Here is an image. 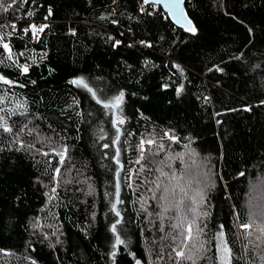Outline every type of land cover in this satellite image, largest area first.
Instances as JSON below:
<instances>
[{
    "label": "trees",
    "instance_id": "16d2710c",
    "mask_svg": "<svg viewBox=\"0 0 264 264\" xmlns=\"http://www.w3.org/2000/svg\"><path fill=\"white\" fill-rule=\"evenodd\" d=\"M0 2V264H264V0Z\"/></svg>",
    "mask_w": 264,
    "mask_h": 264
},
{
    "label": "snow or ice",
    "instance_id": "6c2138e0",
    "mask_svg": "<svg viewBox=\"0 0 264 264\" xmlns=\"http://www.w3.org/2000/svg\"><path fill=\"white\" fill-rule=\"evenodd\" d=\"M23 2L27 3V0H23ZM143 2L145 4H147L149 2V0H143ZM154 2L155 3H159V0H154ZM10 7H12L11 4H8L7 6H5L4 3L0 2V8H3V10L5 12H7ZM174 7H178V5H174ZM177 22L179 23L180 21L178 20ZM182 26H184V25H182ZM11 27L15 28L16 25L12 24ZM43 27H46V26H41L39 28V31H43ZM186 30H190L193 34H195V28L191 27V22L190 21L187 22V29ZM27 31H28V29H25V32H27ZM31 31H32L33 35L35 36L37 31H38L37 30V26L36 25H32L31 26ZM117 43H119V42H117ZM3 47H4L5 50H8L10 52V49H9V46H8L7 43H4ZM21 55H22V53H21ZM11 58H12L11 55H9V59H11ZM13 62L15 63V61H13ZM20 67H21V70L23 72L26 73L28 71V68H27L26 65H22ZM0 80H3V82L5 84L11 83V81L6 80L3 77H0ZM72 83L84 85V81L83 80L72 81ZM84 86L87 87V85H84ZM122 100H123V93H121L118 97H116L113 102L105 104L104 106L106 108L118 107L119 104L122 102ZM97 102L99 103L100 101H97ZM18 107H19V105H18ZM2 120H3V118L0 117V121H2ZM117 122L118 123H123V121L120 120L119 117H117ZM0 128H2L4 132H8V133L12 132V129L7 125L6 121H3L2 123H0ZM117 131H119V129H117ZM149 143H152V142L149 141ZM104 147H108V145H104ZM64 151L66 152V149H64ZM58 154L60 155L61 163H62L63 160H64L63 152L58 153ZM160 163L163 164L164 162L161 161ZM193 163H195V162H193ZM56 172L59 173V169H56ZM161 175H167V174L164 173L163 170H161ZM242 175H243V173H242ZM182 179H183L182 176L181 177H177L175 175V173H173L171 175V177H170V180L176 182L174 187L170 188L168 186H164L163 188H161V185L157 184V190H159L161 192V195L159 196V201L162 203V210L164 212H167V211L170 210V207H171L170 197L175 198L177 190L179 191V193L182 194L181 197L176 201V203L174 205L178 212H183V215L181 216V223L178 224L177 227H183L186 224V229H185L186 234H185V232H181V235L183 236L185 241H188L191 244V247L196 248L197 247V242L199 240V235H200L199 229H197L195 234L193 233V225L196 223V213H197L196 199L194 197H189V194L185 190V187L181 186L180 181ZM258 180H259V183H254L253 184V187H252L253 191H255L258 187L264 186V177L258 178ZM53 191H55V189H53ZM198 195H200V198L202 200L203 199L202 194L198 193ZM185 199L189 200L190 203L186 204L185 203ZM181 206H183V208ZM253 207H255V206H253ZM113 211H116L115 206H113ZM189 214H191V216H192V219H191L190 222H188ZM261 214L264 215V209L261 210ZM116 215L119 216L120 213L117 211ZM253 215H256L255 211L253 212ZM116 223H119V221H117ZM250 227H251L250 224L242 225L243 229H249ZM112 232H113V234L116 233V225L115 224H113V226H112ZM220 235L222 237L223 233L221 232ZM123 243H124V241L121 240L119 236H116V240H115V244L113 245V248H115L116 245H120V244H123ZM183 246L184 247H188L189 244L186 243ZM200 246L201 247L203 246L202 243L200 244ZM224 251L227 252V248L226 247L224 248ZM176 254H177V256H184L183 250L177 251ZM111 255L114 258L116 256V252L113 251L111 253ZM187 259L192 260L193 258H192V256H188ZM137 264H139V261H137ZM193 264H194V262H193Z\"/></svg>",
    "mask_w": 264,
    "mask_h": 264
},
{
    "label": "water",
    "instance_id": "95a60500",
    "mask_svg": "<svg viewBox=\"0 0 264 264\" xmlns=\"http://www.w3.org/2000/svg\"><path fill=\"white\" fill-rule=\"evenodd\" d=\"M184 2L185 0H159V3H155L154 0H149L147 4L161 7L162 10L168 15L170 21L176 27L186 30L187 22H189L190 20L187 16ZM174 5H178V7H174ZM178 20L180 21L179 23L177 22ZM191 27H193L192 23H191ZM186 31H190V30H186Z\"/></svg>",
    "mask_w": 264,
    "mask_h": 264
},
{
    "label": "rangeland",
    "instance_id": "374dc122",
    "mask_svg": "<svg viewBox=\"0 0 264 264\" xmlns=\"http://www.w3.org/2000/svg\"><path fill=\"white\" fill-rule=\"evenodd\" d=\"M219 258H220L219 264H228V259L224 254V250L221 248L219 249Z\"/></svg>",
    "mask_w": 264,
    "mask_h": 264
}]
</instances>
